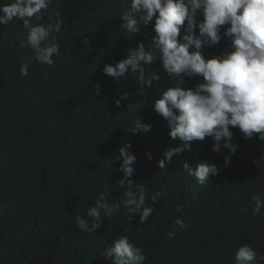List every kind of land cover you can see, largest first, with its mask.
Returning <instances> with one entry per match:
<instances>
[{
  "label": "trees",
  "instance_id": "obj_1",
  "mask_svg": "<svg viewBox=\"0 0 264 264\" xmlns=\"http://www.w3.org/2000/svg\"><path fill=\"white\" fill-rule=\"evenodd\" d=\"M11 2L0 0V5ZM128 9L130 0H53L39 20L30 18L33 25L63 21L52 66L20 47L27 36L21 20L0 25V264H113L105 248L123 234L143 247L145 264H235L234 254L244 244L264 255V207L252 212L253 197L264 200V141L258 133L244 139L230 126L237 150L227 167L228 150L212 152V138L205 137L189 142L190 151L173 155L159 168L165 150L180 141L169 137L168 122L154 104L179 77L168 78L159 60L150 67L161 80L143 89L137 74L115 79L103 73L105 65L126 58L138 42L147 50L155 35V16L147 26L141 23L138 34L121 29L120 15ZM185 26L186 21L178 40L187 34ZM227 27L221 26L217 45L202 48L206 61L232 51L223 35ZM30 56L29 75L21 76ZM203 82L198 75L186 76L183 87L195 89ZM124 93L127 99L117 107ZM135 119L151 130L131 134ZM125 143L136 157L132 189L141 185L149 196L161 191L155 203L146 198L154 211L144 223L138 214L127 220L122 204L127 182L125 188L116 184L123 179L116 157ZM201 161L219 170L203 186L183 169L185 163L195 167ZM101 194L121 204L120 210L102 217L98 231L83 233L75 218L90 219L85 211ZM178 219L186 227L177 226Z\"/></svg>",
  "mask_w": 264,
  "mask_h": 264
},
{
  "label": "clouds",
  "instance_id": "obj_2",
  "mask_svg": "<svg viewBox=\"0 0 264 264\" xmlns=\"http://www.w3.org/2000/svg\"><path fill=\"white\" fill-rule=\"evenodd\" d=\"M52 4L53 0H12L10 4L0 5V25H8L14 18L21 20L27 36L20 42V47L30 48L35 60L45 66H52L56 62L53 57L59 55L61 45L56 41L63 21L56 19L55 22L33 25L30 18L39 20ZM141 13L138 20L136 16ZM154 16L155 35L148 49L138 42L135 49L128 50L126 58L114 66L105 65L103 73L115 79L124 77L125 73L137 74L138 85L143 89L151 87L153 81L161 80V75L150 67L159 60L168 78L179 79L162 92L154 104V111L167 120L169 137L180 143L166 149L157 166L163 169L173 155L190 151L189 142L211 137L212 152L228 150L229 155L224 157L227 167L237 150V145L231 143L230 126L238 128L244 139L258 133L257 139L264 141V0H130V9L120 15V27L132 36L138 34L141 23L147 26ZM185 21L187 34L178 40ZM224 25H229L223 29V35L230 39L232 51L206 61L201 50L220 42L221 26ZM191 48L196 51L190 52ZM31 59L30 56L22 63L21 76L29 75ZM197 75L204 82L195 89H185L184 78ZM95 88L98 94L100 85ZM126 99L127 93L122 94L115 101L116 106ZM150 130L151 125L142 124L139 119L128 128L131 134ZM130 148L128 143L119 148L116 159L121 161L118 170L123 173V179L116 184L125 188L127 182L128 190L123 193L125 198L122 200L127 220L138 214L139 222L144 223L154 211L146 206V198L155 203L161 191L149 196L141 185L132 189L130 177L134 174L132 165L136 157ZM147 158L151 160V155ZM183 169L200 186L208 184L209 178L219 171L215 164L207 161H201L195 167L185 163ZM253 200L252 212L259 214L264 200L257 197ZM120 207L119 203H109L107 194H101L85 211L84 215L90 219L78 215L76 225L83 233L96 232L102 227L103 219L118 213ZM175 223L180 228L186 227L182 220ZM104 256L112 259L113 264H145L147 260L143 247L132 243L127 234L120 235L111 246L106 245ZM234 259L235 264H258V261H264V255L258 256L251 246L244 244L238 247Z\"/></svg>",
  "mask_w": 264,
  "mask_h": 264
}]
</instances>
